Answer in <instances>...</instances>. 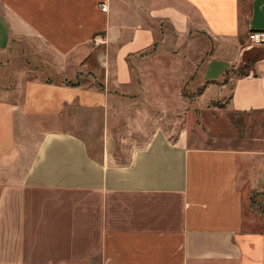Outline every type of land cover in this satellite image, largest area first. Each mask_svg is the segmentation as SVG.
<instances>
[{
	"label": "crops",
	"instance_id": "crops-1",
	"mask_svg": "<svg viewBox=\"0 0 264 264\" xmlns=\"http://www.w3.org/2000/svg\"><path fill=\"white\" fill-rule=\"evenodd\" d=\"M252 30H264V0H0V52L42 42L65 76L0 99V264H264L250 202L264 190V52ZM202 36L218 44L199 99L228 97L211 135L155 120L122 162L125 135L103 131L96 155V137L66 127L72 108L108 127L113 88H136L135 61L180 59ZM249 60V74L222 82ZM71 66L87 75L75 83Z\"/></svg>",
	"mask_w": 264,
	"mask_h": 264
},
{
	"label": "rangeland",
	"instance_id": "rangeland-1",
	"mask_svg": "<svg viewBox=\"0 0 264 264\" xmlns=\"http://www.w3.org/2000/svg\"><path fill=\"white\" fill-rule=\"evenodd\" d=\"M22 39L14 43L6 54L3 51L0 52V99L7 96L15 101L22 100L23 84L27 79L41 78L64 81L65 76L57 73L56 67L59 64L57 55L42 42L33 43L25 38ZM217 44V40L202 36L200 42L195 45L187 44L188 47L186 46L187 48L180 59L169 61L167 56L152 57L140 60L143 62L140 65H137L135 61L137 69L134 72V84L136 88L124 93L113 88L112 99L115 106L109 110L108 127H106L105 119L99 111H85L80 108H72L67 111L71 120L66 124V127L69 126L89 137H96V139L90 140L96 155L101 154L103 131L108 130L113 134L125 135L129 141L125 139L126 141L121 140L120 143L126 146H120V150L113 149L116 159L122 162L128 161L130 158L132 146L130 136L133 132L139 130V125L144 130L145 128L148 131L154 130V127L157 126L154 124L155 120L157 122L163 119L162 122L170 124L175 130L184 126L193 132L200 133L203 130L211 135L213 126L217 125V122L214 124L216 121L214 117L218 116L220 108L225 106L222 104L224 97L208 98L210 95H205L204 98L199 99L196 92L202 86V71L205 63L213 54ZM223 46L219 45L215 53H222ZM158 50L169 52L174 51V48L170 43H162ZM199 65L202 66L199 69V76H196L193 71H196ZM80 69L83 70L79 66H71V71L75 75L71 80L75 83L80 82L82 77L87 75ZM238 71L234 70L227 78L237 76ZM211 74L209 72V75ZM161 82L166 83L165 89L168 87V90L160 89ZM154 86L156 88H153ZM184 90L187 95L191 96L192 94V96L187 97ZM204 99L207 100L204 102ZM162 100H166L165 105L162 104ZM139 118L143 121L141 124H137ZM145 121L151 123L147 125ZM156 124L161 123L157 122ZM222 129L225 132L227 127L224 126ZM263 194L264 190L257 194L258 201L264 202Z\"/></svg>",
	"mask_w": 264,
	"mask_h": 264
},
{
	"label": "trees",
	"instance_id": "trees-1",
	"mask_svg": "<svg viewBox=\"0 0 264 264\" xmlns=\"http://www.w3.org/2000/svg\"><path fill=\"white\" fill-rule=\"evenodd\" d=\"M252 63L253 61H246L244 62L241 66H239L236 70H239L238 71V75L237 76H245L247 74H249L251 68H252ZM229 75H227L228 77ZM225 78L222 82H227L229 79L228 78ZM217 82V81H216ZM208 85V83H204L201 87H199V89L197 90L196 92V95L199 97L201 94H203L206 86ZM184 93L187 97H191L189 96V94L187 95L186 93V90H184ZM228 102V97H224V103H222L223 105L226 104ZM216 103V102H215ZM258 193H261V191H256L254 190L252 192V195H251V206L254 210H258L262 215H264V202H261V201H258L257 200V194ZM264 195V194H263Z\"/></svg>",
	"mask_w": 264,
	"mask_h": 264
},
{
	"label": "built area",
	"instance_id": "built-area-1",
	"mask_svg": "<svg viewBox=\"0 0 264 264\" xmlns=\"http://www.w3.org/2000/svg\"><path fill=\"white\" fill-rule=\"evenodd\" d=\"M109 8L107 3L102 4V9L107 11ZM249 38L254 45L261 47L264 52V30H252L249 32Z\"/></svg>",
	"mask_w": 264,
	"mask_h": 264
}]
</instances>
